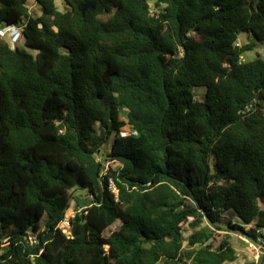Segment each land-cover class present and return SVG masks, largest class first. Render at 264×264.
Here are the masks:
<instances>
[{
	"label": "trees",
	"instance_id": "1",
	"mask_svg": "<svg viewBox=\"0 0 264 264\" xmlns=\"http://www.w3.org/2000/svg\"><path fill=\"white\" fill-rule=\"evenodd\" d=\"M33 1L0 0L35 51L0 39V264L234 263L228 212L264 264V0Z\"/></svg>",
	"mask_w": 264,
	"mask_h": 264
},
{
	"label": "rangeland",
	"instance_id": "2",
	"mask_svg": "<svg viewBox=\"0 0 264 264\" xmlns=\"http://www.w3.org/2000/svg\"><path fill=\"white\" fill-rule=\"evenodd\" d=\"M149 4L152 7L153 0H149ZM55 5L59 11H65L67 8L64 0H55ZM28 6L30 9V12L33 15H39L40 14L41 9H40L39 5H37L33 0H29ZM2 29L3 28L0 27V30H2ZM0 39L9 43V34L5 33L2 37H0ZM237 43L239 45L246 44L247 43V37L245 35H240L238 40H237ZM17 46L19 48H22V49L28 51L31 54H35V51L28 49L24 46L23 37H21L18 40ZM257 55H259L262 59H264V43L263 44H257V47L253 51L245 53L242 56V61H244V62L251 61ZM202 94H203L202 90L196 91V95L198 98H201ZM120 119L123 120L124 117H121ZM127 132H129V129H128V127H125L122 134L126 135ZM110 145H111V140L100 149L99 154L97 156L100 160L104 159V155L109 151ZM105 165L108 166L109 163H105ZM72 194H73V196L79 197L81 199L88 198L87 193L83 190H74V191H72ZM76 209H77L76 204L74 201H72L71 208L69 209V211L67 213H71L72 211H75ZM228 215L233 222L236 221V218L234 217L232 212H228L226 215H224V218L220 220V222H221L220 226L222 229L216 230L215 240L218 241V240L222 239L223 237L228 236L233 248L236 251V255H237L236 261L234 263H226V264H247V263H250V262H252V257H251V254L245 245V237L240 235L238 232H235V231L229 229L228 225L230 224V222H229ZM119 227H120V223L116 222L110 228L105 230L104 236H108L112 231L117 230ZM189 233H190V231H189L188 227L185 226L183 229V236L187 237L189 235Z\"/></svg>",
	"mask_w": 264,
	"mask_h": 264
},
{
	"label": "built area",
	"instance_id": "3",
	"mask_svg": "<svg viewBox=\"0 0 264 264\" xmlns=\"http://www.w3.org/2000/svg\"><path fill=\"white\" fill-rule=\"evenodd\" d=\"M21 28L10 26L5 27L0 30V37H2L5 33L9 34V44L12 48L17 46L18 40L16 39L19 35V38L22 37ZM252 104L246 106L245 111H249L252 109ZM128 133H126L127 135ZM124 136L125 134H122ZM81 208H78L76 211H72L71 213H66L64 219L57 225V229L60 230L62 233L67 234V229L69 226V220L74 216L76 212H80ZM68 212V211H67ZM245 245L248 251L251 254L252 262L254 264H263V246L261 239L258 238L257 240H252L250 238L245 237Z\"/></svg>",
	"mask_w": 264,
	"mask_h": 264
},
{
	"label": "clouds",
	"instance_id": "4",
	"mask_svg": "<svg viewBox=\"0 0 264 264\" xmlns=\"http://www.w3.org/2000/svg\"><path fill=\"white\" fill-rule=\"evenodd\" d=\"M20 38H21V37H20ZM20 38H19V35H18L16 39L19 40Z\"/></svg>",
	"mask_w": 264,
	"mask_h": 264
}]
</instances>
